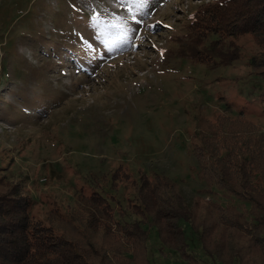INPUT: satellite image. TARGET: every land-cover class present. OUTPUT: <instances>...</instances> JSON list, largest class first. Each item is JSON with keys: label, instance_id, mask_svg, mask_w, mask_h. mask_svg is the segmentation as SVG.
I'll list each match as a JSON object with an SVG mask.
<instances>
[{"label": "rangeland", "instance_id": "1", "mask_svg": "<svg viewBox=\"0 0 264 264\" xmlns=\"http://www.w3.org/2000/svg\"><path fill=\"white\" fill-rule=\"evenodd\" d=\"M201 1L0 0V166L25 180L37 199L35 216L80 208L81 188L89 192L100 182L125 210L136 188L124 182L110 188L120 164L136 178L142 168L175 181L165 192L194 204L196 218L207 201H230L198 177L192 134L203 118L220 114L244 116L264 130V104L249 64L261 48L253 35L238 36L241 57L217 66L180 50L188 41L184 20ZM94 12L102 17L96 25ZM173 33L179 40L170 39ZM143 199L154 195L147 190ZM116 226L98 238L127 248L116 264H137L142 256H124L131 245ZM191 238L204 264L213 263ZM149 241L151 264H190L172 250L162 253L154 228Z\"/></svg>", "mask_w": 264, "mask_h": 264}, {"label": "trees", "instance_id": "2", "mask_svg": "<svg viewBox=\"0 0 264 264\" xmlns=\"http://www.w3.org/2000/svg\"><path fill=\"white\" fill-rule=\"evenodd\" d=\"M182 30L188 41H180L178 48L214 66L239 59L241 47L235 38L253 35L261 50L249 64L264 104V0H202L193 5ZM179 37L173 33L170 39ZM191 151L207 190L221 189L230 198L227 203L207 201L209 212L200 218L195 216V205L182 194L165 192L175 181L151 176L142 168L136 178L121 164L110 175L109 185L117 188L124 182L136 188L125 210L118 209L117 197L100 182L89 192L81 188L76 197L80 208L63 211L54 207L46 218H39L33 211L37 199L25 180L12 177L4 171L6 166H0V264H116L120 251L127 248L112 247L107 238H98L113 234L114 224L131 245L126 242L130 252L124 256L132 260L142 256L137 264H151L153 228L162 253L172 250L190 264H204L205 259L192 249L189 236L211 257V264L229 258L240 264H264V130L241 115L203 118L192 134ZM144 188L154 195L153 200H141L147 191ZM128 213L134 217L127 219ZM209 213L217 215L211 220Z\"/></svg>", "mask_w": 264, "mask_h": 264}, {"label": "snow or ice", "instance_id": "3", "mask_svg": "<svg viewBox=\"0 0 264 264\" xmlns=\"http://www.w3.org/2000/svg\"><path fill=\"white\" fill-rule=\"evenodd\" d=\"M122 2H126V0H122ZM130 11H131V9H130ZM113 15H115V14H113ZM136 15H137L136 13L133 14V19H135ZM90 19H91L93 25L99 24L102 21L101 14L99 12H94ZM121 23H123L122 18H121Z\"/></svg>", "mask_w": 264, "mask_h": 264}]
</instances>
